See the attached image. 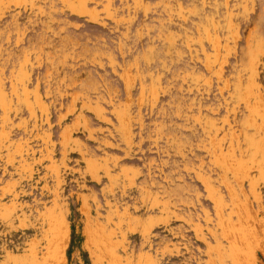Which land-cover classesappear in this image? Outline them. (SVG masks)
Masks as SVG:
<instances>
[{
	"label": "rangeland",
	"instance_id": "1",
	"mask_svg": "<svg viewBox=\"0 0 264 264\" xmlns=\"http://www.w3.org/2000/svg\"><path fill=\"white\" fill-rule=\"evenodd\" d=\"M0 264H264V0H0Z\"/></svg>",
	"mask_w": 264,
	"mask_h": 264
}]
</instances>
